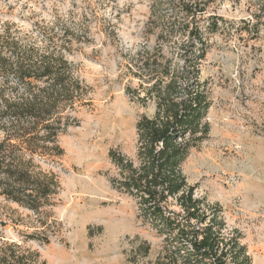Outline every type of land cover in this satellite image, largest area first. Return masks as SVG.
I'll return each mask as SVG.
<instances>
[{
    "label": "trees",
    "instance_id": "obj_1",
    "mask_svg": "<svg viewBox=\"0 0 264 264\" xmlns=\"http://www.w3.org/2000/svg\"><path fill=\"white\" fill-rule=\"evenodd\" d=\"M82 1L96 16L93 1ZM99 1L109 7L119 0ZM224 1L152 0L144 43L121 53L132 79L126 96L154 111L137 122L134 157L110 152L111 183L135 200L143 224L162 239L156 264H252L223 207L196 198L183 169L211 133L212 95L202 72L207 35L219 30L222 18H205ZM89 22L75 9L28 30L0 21V197L38 215L62 190L54 167L64 156L59 138L79 126L77 113L92 105V89L70 60L91 41ZM108 27L117 36V23L108 20ZM150 251L146 244L143 255ZM0 264L46 262L38 251L0 237Z\"/></svg>",
    "mask_w": 264,
    "mask_h": 264
},
{
    "label": "rangeland",
    "instance_id": "obj_2",
    "mask_svg": "<svg viewBox=\"0 0 264 264\" xmlns=\"http://www.w3.org/2000/svg\"><path fill=\"white\" fill-rule=\"evenodd\" d=\"M92 1L96 16L82 0H0V21L26 30L73 9L87 13L91 41L70 60L92 89V105L76 115L79 126L59 138L64 156L54 167L62 190L54 205L38 215L0 197V237L38 251L46 264H156L162 239L143 224L135 200L113 188L110 160L112 150L135 156L137 122L154 111L126 96L132 79L121 56L144 43L152 0L109 7ZM209 13L205 19L222 18L219 30L207 35L202 72L212 95L211 133L183 169L196 198L223 207L252 264H264V0H225ZM108 20L117 23V36Z\"/></svg>",
    "mask_w": 264,
    "mask_h": 264
}]
</instances>
